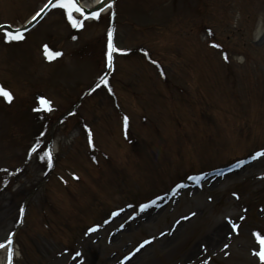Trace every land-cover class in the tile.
<instances>
[{"label":"rangeland","instance_id":"1","mask_svg":"<svg viewBox=\"0 0 264 264\" xmlns=\"http://www.w3.org/2000/svg\"><path fill=\"white\" fill-rule=\"evenodd\" d=\"M44 1L0 0V23L11 20L14 25L21 24ZM178 6L180 14H188L189 24L185 27L191 38L185 40L183 34L176 31L184 16L169 15L165 30L160 29L162 26L148 29L154 31L149 43L167 59L158 62L159 67L140 71L139 75L134 74L136 63H128L132 67L129 68L122 62L119 74H115L120 82L139 90L140 104H137L141 106V115L147 108L152 119L140 127L137 113H131V108H136L135 101L130 95L122 96L123 108L132 116L139 143L131 151L121 143L118 145L120 125L116 120L109 122L106 116V113L111 117L116 112L111 103L107 108H99L89 99L81 102L75 96L71 102L79 106L90 102L83 115L87 117L86 125L95 130L93 143L112 153L114 163L103 167L99 173L93 172L84 164L82 144L75 139L79 131H73L67 139V125L55 130L51 126L50 131L54 130L51 137L58 143L60 168L64 166L79 172L85 180L73 185L70 191H64L52 178L44 186L43 167L31 163L18 175L23 178L14 184L11 182L0 194V240L13 228L12 222L22 201L29 202L26 228L16 238V264H75L77 259L72 261L62 254L71 238L80 244L83 264H117L122 255L148 237H153L154 243L127 264H204L205 260L208 264H257L252 255L256 248L253 233L264 236V158L219 183L207 184L201 191L184 193L169 206L127 225L123 232L119 226L127 220L126 215L107 225L100 235L82 237V225L97 221L98 215L105 217L107 208H119L131 200L134 203L146 201L166 192L187 173L225 165L264 145V38L257 41L258 32L264 31V0H209L204 9L197 7L205 11L198 19L210 22L208 25L215 30L217 38L228 47L230 60L235 65L233 90L231 83L224 79L220 57L203 51L192 38L194 32L191 31L196 29L192 21L196 17L190 12L192 5L179 0ZM131 7V3L127 4L124 14L130 12L136 16L137 11L133 12ZM144 9L146 19H163L162 11L153 0ZM239 10L240 16L237 15ZM61 20L62 15L53 12L42 26L54 32L53 41L65 51L68 46L64 42L60 44L66 30ZM125 26L128 28L117 36L120 46L130 44L129 31L146 34L133 25ZM36 30L29 36L30 44L17 54L0 48V80L11 87L14 99L19 102L15 108L18 112L26 110L25 99L31 102L32 95L41 91L57 105H63L64 90L71 95L75 92V86L65 81L73 80V85H78L93 76L83 63H69L58 71L33 59L41 48L40 42L32 44L42 38V31ZM101 33L100 27L85 32L90 47L99 45L97 36ZM34 45L36 48H32ZM5 64L9 65L7 69ZM67 66L68 71L64 72ZM178 86L184 88V95L172 92ZM84 88H79L77 93ZM154 126L160 133H155ZM18 130L11 123L0 122L1 166L13 167L21 159L26 135L19 134ZM107 158L111 160L110 156ZM99 167L102 168L101 161ZM57 172L61 174L62 170L57 167ZM3 180H0L2 186ZM41 203L45 204L47 212L42 217ZM192 213L196 215L191 216ZM186 216L191 219H182ZM229 219L239 224L238 234L231 232L226 222ZM217 227L221 228L220 237L215 233ZM225 244L229 245L227 249H224ZM21 248L26 259L20 256ZM59 253L62 255L58 256Z\"/></svg>","mask_w":264,"mask_h":264},{"label":"snow or ice","instance_id":"2","mask_svg":"<svg viewBox=\"0 0 264 264\" xmlns=\"http://www.w3.org/2000/svg\"><path fill=\"white\" fill-rule=\"evenodd\" d=\"M97 2L101 5V8L99 10H93L91 12L86 13L84 9H82L81 7L78 6L79 0H47V3L38 12H36L32 16L29 23L31 24L38 17H40L41 14L45 12V10L51 11L53 9H60V10H63L62 14L66 17V19H67L68 23L71 25V27L73 29H80L84 26V22L86 20H89V19L98 20L100 18L101 11H103V5L106 3V0H97ZM107 7L110 9L112 7V4L108 3ZM74 13H79V15L82 19H75L74 15H73ZM25 31H27L26 27L23 29L17 28L14 30L6 31L3 34V37L0 38V43L10 44L12 42H20V41L25 39ZM73 38L75 39V37H73ZM107 38H108L107 39L108 67L111 68L112 67V63H111L112 54H113V52L118 51L115 48V46L113 45V32L111 29H109L107 32ZM212 47L216 48L219 46L216 44H213ZM43 53H44L45 59L48 62H51L55 58L60 57L62 55L61 52L50 51L49 47L47 45L43 46ZM145 55H147V54H145ZM225 59H227V58L225 57ZM157 67H159V65H157ZM97 87H99V84L97 85ZM109 91H111V90L109 89ZM0 97L3 98V102H7V103H11L13 100L12 94L10 92L4 90L2 87H0ZM39 103L41 105V108L35 109L36 111H40L41 109H43L44 111H51L52 110L49 101L41 98ZM128 122H129V118L127 116H125L123 118V126H124L125 130L128 127ZM37 143H39V142H37ZM88 144H89V147L93 146L92 134L90 131L88 132ZM36 152H37V147L34 145L31 148V151L28 153V155L31 156L33 153H36ZM260 156H264V152H257L255 154V156L252 157V159H256ZM39 158L41 160L47 159L48 166H49V168H51L52 156H51L50 150L44 152L43 155L40 156ZM4 171H6V170H4ZM73 178L76 179V177H73ZM204 178L205 177H202V176H200V177H189L190 180L195 181L197 186H200V181L203 180ZM182 187H184V186L183 185L178 186V188H182ZM172 192H173V195H175L176 189H173ZM233 195L235 196L236 194L234 193ZM236 198L238 199L239 197L237 196ZM159 199H163V198L161 197ZM155 203H156V201H153L151 205H141L140 211L141 212L145 211L147 208L155 205ZM24 212H25V210L23 208H21L19 210L21 217L24 215ZM113 215H117V213H113ZM195 215H196V213L191 214V216H195ZM191 216H186V217H183L182 219H185V220L191 219ZM240 219L243 220L244 217L241 216ZM176 223L179 224L180 221H177ZM228 224L231 225V232L238 234L237 230H238L239 226L237 224L233 223V221L231 219L228 220ZM88 231L94 232V231H96V229L90 228ZM169 234H171V233H169ZM162 235H164V234L162 233ZM253 235L255 236L256 243H258V245H259V251H253L252 255L259 258V264H264V238H262L261 235L258 233H253ZM228 238L231 239L230 234H229ZM148 243H151V241H144L142 244L139 245V247L136 249V251H139L140 248H143ZM7 244H8L7 260H8V264H12V261H13V248H12L13 239H12L11 235L7 237ZM4 247H5L4 243H0V248H4ZM228 247H229L228 244L224 245V249H227ZM79 256H80V253L77 252V253H75V256L73 257V259H75L76 257H79ZM126 259H130V257H127ZM204 264H208V261L205 260Z\"/></svg>","mask_w":264,"mask_h":264},{"label":"bare ground","instance_id":"3","mask_svg":"<svg viewBox=\"0 0 264 264\" xmlns=\"http://www.w3.org/2000/svg\"><path fill=\"white\" fill-rule=\"evenodd\" d=\"M98 2L97 0H90L88 3H85V5L89 6V7H93L94 5H96ZM215 233L217 234L218 237H220V233H221V228L217 227L215 229Z\"/></svg>","mask_w":264,"mask_h":264}]
</instances>
